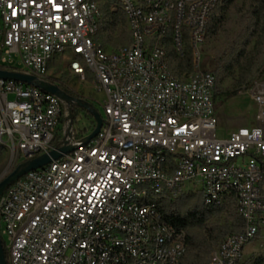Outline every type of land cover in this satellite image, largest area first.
I'll return each mask as SVG.
<instances>
[{
  "label": "built area",
  "instance_id": "1",
  "mask_svg": "<svg viewBox=\"0 0 264 264\" xmlns=\"http://www.w3.org/2000/svg\"><path fill=\"white\" fill-rule=\"evenodd\" d=\"M107 2L129 33L116 50L97 41ZM220 3L0 0V70L59 87L64 72L104 95L103 114L88 102L103 124L85 142L96 123L88 135L77 132L81 108L0 79V145L16 166L73 148L0 197L7 264H180L187 234L165 220L159 202L183 194H201L213 207L235 200L244 229L225 238L210 264L241 262L264 226V82L251 87L254 121L220 138L216 77L201 69ZM168 39L179 58L192 52L193 71L182 79L170 69ZM57 56L66 63L52 76Z\"/></svg>",
  "mask_w": 264,
  "mask_h": 264
},
{
  "label": "trees",
  "instance_id": "2",
  "mask_svg": "<svg viewBox=\"0 0 264 264\" xmlns=\"http://www.w3.org/2000/svg\"><path fill=\"white\" fill-rule=\"evenodd\" d=\"M237 2L238 0H221L220 5L211 14L207 34L209 38L218 35L227 13L237 7ZM109 7V2L103 7L102 27L97 40L104 47L111 44L114 34L119 35L117 41L119 44L124 43V39L129 36L123 13H113ZM253 42L254 46L258 42L264 44V0H248L239 8L238 31L227 49L229 57L219 54L209 66L216 77L215 99L235 97L243 86L250 83L254 68L257 67L256 63L248 69H244L242 65L248 58V50ZM167 43L171 71L179 79L191 74L194 67L192 52L189 50L184 58H179L172 48L170 39ZM235 69L239 70V76L234 82L235 89L227 91L222 88V83L226 78L234 76ZM60 88L67 94L74 95L65 84H61ZM80 111L92 117L85 109L75 110L76 117ZM93 124L94 127L95 122ZM5 151L6 149L0 145V158ZM159 208L166 221L187 234V251L180 264H210L212 254L225 238L241 233L245 226L234 199H230L223 206L213 207L205 204L201 194H183L176 200L165 196L159 202ZM3 248L6 256L4 242ZM250 264H264V259L259 258Z\"/></svg>",
  "mask_w": 264,
  "mask_h": 264
},
{
  "label": "rangeland",
  "instance_id": "3",
  "mask_svg": "<svg viewBox=\"0 0 264 264\" xmlns=\"http://www.w3.org/2000/svg\"><path fill=\"white\" fill-rule=\"evenodd\" d=\"M247 1L248 0H238L237 7L231 9L227 13L224 24L218 35L213 38H209L207 36L206 42L203 48H201V69L203 72L208 70L210 71L212 69V67L209 69V66L219 54L227 55L229 44L232 42L238 31L239 8ZM118 36L119 35L114 34V40L111 44L105 45L107 50H116L129 44V36L128 38H125L124 43L121 44L117 43L119 40ZM186 45H189L188 40H186ZM227 57H229V55H227ZM60 62L61 60L59 56H57L54 61H51L53 68V71H51L52 76L63 70V64L66 62H63L61 65ZM254 64L257 67L254 68L253 74L250 78V83L243 86L235 97L230 99L218 97L214 100L215 110L219 119L218 136L220 138L234 132L239 127L250 125L254 121L257 114V106L252 99L251 87L256 83L264 82V44L259 42L256 46H254V42L252 43L248 50V58L242 66L244 69H248ZM17 67L19 70L21 69V66ZM238 76L239 70L235 69L234 76L226 78L222 83V88L227 91L234 90V82L237 80ZM60 81L82 100L89 103L93 102L99 112L103 114V106L97 102L102 101L104 99V95L91 88V80L87 84V87H84L78 84V81H74V79H71L63 72L60 76ZM9 100H15V96L10 95ZM93 123L94 119L92 117L86 116L84 112L80 111L76 118L75 130L82 135H88L93 130ZM16 167L17 166L12 161L11 152L5 151L0 158V182L10 175ZM2 239L3 242L6 241L5 237ZM259 258L264 259V226L262 227L259 236L250 244L246 245L240 264H250Z\"/></svg>",
  "mask_w": 264,
  "mask_h": 264
},
{
  "label": "water",
  "instance_id": "4",
  "mask_svg": "<svg viewBox=\"0 0 264 264\" xmlns=\"http://www.w3.org/2000/svg\"><path fill=\"white\" fill-rule=\"evenodd\" d=\"M0 79L3 80H10L15 81L18 83L28 84L35 86L37 88H40L42 91L50 93L52 95L57 96L61 100L65 101L68 104H74L77 108L85 109L87 110L90 115L93 117L96 127L91 135H89L85 142H89L92 139H94L100 132V129L102 127L103 121L101 118L100 113L88 102L76 99L66 92H64L59 86L53 85L49 82H43L39 81L33 76L24 75L18 72H9L0 70ZM70 128L73 126V117L70 116ZM73 151V148L70 146H65L60 148L57 151H53L49 154H45L43 156H40L34 160L27 161L23 164H20L16 167V169L8 175L5 179H3L0 182V197L3 195L6 189H8L16 180L20 179L27 173L31 171H35L38 169H41L48 165L52 160H59L63 155L70 153ZM0 264H7L5 251L3 248V240L0 234Z\"/></svg>",
  "mask_w": 264,
  "mask_h": 264
}]
</instances>
